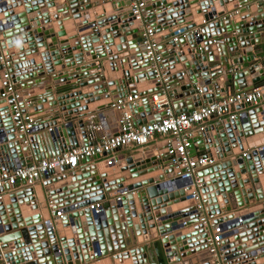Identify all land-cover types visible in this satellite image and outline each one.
<instances>
[{
  "label": "water",
  "instance_id": "95a60500",
  "mask_svg": "<svg viewBox=\"0 0 264 264\" xmlns=\"http://www.w3.org/2000/svg\"><path fill=\"white\" fill-rule=\"evenodd\" d=\"M145 1L138 19L131 0H0V95L15 86L0 98V172L28 165L29 151L40 161L122 132L112 104L131 93L143 97L132 109L139 125L164 117L152 95L166 85L182 112L264 81V0ZM148 25L166 31L156 38L158 69L144 43ZM14 94L23 114L37 106L29 131H20ZM200 134L193 143L217 162L198 164L195 177L223 226L221 264H264V104ZM167 147L114 166L98 154L80 171L51 169L43 185L1 188L0 264H216L193 179ZM178 203L186 209L175 211Z\"/></svg>",
  "mask_w": 264,
  "mask_h": 264
},
{
  "label": "built area",
  "instance_id": "2783aa9c",
  "mask_svg": "<svg viewBox=\"0 0 264 264\" xmlns=\"http://www.w3.org/2000/svg\"><path fill=\"white\" fill-rule=\"evenodd\" d=\"M133 14L138 19H145V8L147 2L145 0H131ZM156 33L153 28L148 25L145 33V41L147 52L154 61L155 69H158V62L161 60V55L158 51V43L156 42ZM7 65L9 61L2 59ZM9 77V73L5 74ZM166 80V79H165ZM15 86L10 83L8 89L1 93L0 98H6L9 94L14 92ZM170 87L166 85L161 89V92H156L152 95V108L155 111L164 113V117L160 120L148 122L146 124L137 125L134 121L133 107L142 101L140 93L129 94L128 96L119 99L112 104V107L122 113L120 123L122 125V132L111 137L104 136L96 144H87L76 147L69 152L62 155L46 158L40 161H35L24 167L17 168L11 171L0 172V189L7 185H19L20 183L28 186L34 185L42 178V175L47 174L51 169H57L61 166L68 165L71 168H76L80 161L86 157L95 155H102L105 152L114 151L120 147L128 145L144 146L158 135H170L168 141V152L172 157V162L178 166L179 162L185 166V171H180V175L193 179L194 189L191 198L200 214V223L208 233L209 250L214 253L216 264H221L224 254L221 252V244L224 240V230L220 222H218V215L208 211V199L204 198L200 189L201 183L195 177L197 165L207 167V165L214 164V159L207 155L191 156L189 148L193 143L192 128L197 126L200 131L205 128L204 122L214 116L234 120L238 118L240 112L238 108L244 104L256 105L264 96V81L255 86L251 90H232L227 89L220 99H216L211 103L202 104L192 110L177 112L173 106V98L169 92ZM202 92L201 89H199ZM18 94H14L15 116L20 117V131H29L34 123L35 118L31 114H23L20 104L17 102ZM101 125L93 126L91 138L96 133L95 130H101ZM246 154V153H244ZM125 193V192H124ZM3 193L0 192V196ZM121 198V195L118 196ZM53 204V203H52ZM90 210L94 213H100L103 210V203L101 201L89 205ZM60 217L64 216V211H59Z\"/></svg>",
  "mask_w": 264,
  "mask_h": 264
},
{
  "label": "crops",
  "instance_id": "0c3cea01",
  "mask_svg": "<svg viewBox=\"0 0 264 264\" xmlns=\"http://www.w3.org/2000/svg\"><path fill=\"white\" fill-rule=\"evenodd\" d=\"M166 35V31H162L161 33H157L156 34V37L158 38L159 36H165ZM264 56V55H263ZM263 59V57H261V58H258L257 60H262ZM122 72H124V68H122ZM124 75H125V72H124ZM125 78H126V75H125ZM228 89V88H227ZM233 90V89H232ZM203 92V91H202ZM211 92V91H210ZM132 94V93H131ZM173 94V93H172ZM201 94H203V93H201L200 91H199V93H198V97H199V100H200V98H202L201 97ZM57 95V94H56ZM223 96V94L220 96V97H218L217 99H220L221 97ZM172 98H173V102H174V97L172 96ZM187 98H185V100H186ZM138 104H141V101L138 103ZM264 104V100L262 99L258 104H256V105H249V106H240L239 108H238V112H245L246 110H249V109H252V108H255V107H259V106H261V105H263ZM36 106V105H35ZM37 107V106H36ZM36 107H33V106H31L30 108H29V111H30V114L32 113L33 114V111H34V108H36ZM142 107V106H141ZM142 109H144V107H142ZM116 111H118V110H116ZM153 111L154 112H156V113H160V112H157V111H155V109L153 108ZM258 116H259V118H261V114H259L258 113ZM43 117V116H42ZM43 118H46V116H44ZM139 118H140V116H139ZM87 120H90L91 119V117H87L86 118ZM134 119H135V122H136V115H135V113H134ZM227 118H221V117H218V116H214V117H212V118H210L209 120H207V121H205L204 122V126H205V128L206 129H209V128H211V127H215L216 125H217V123H219V122H221V121H225ZM109 120H110V122L112 121V116L109 118ZM225 129H226V127H225V125H222ZM226 131H227V129H226ZM192 132H193V137H192V139L193 138H195V137H199V135H201L200 133H202V131H200L199 129H198V127L197 126H194L193 128H192ZM226 134H227V132H226ZM95 138H97V135H95L94 137H93V139H95ZM170 138V135L168 136V135H158L156 138H154V139H152L148 144H146V145H144V146H137V145H128V146H126V147H124V148H122L121 150H119L118 152H113L112 154H107L106 156H101V159L99 160V161H101V162H103L104 160H106V161H108V163L110 164V165H112V166H114V165H116V162H118V161H120L121 159H124V158H127V157H129L130 155H131V153H133V155L135 154V153H138V152H145V151H152V152H154V150L156 149V147H157V145L158 144H162L163 142H167V139H169ZM191 146L192 147H194V148H189V153H190V155L191 156H194V157H197V156H202V155H208L207 153H206V150L205 149H201L200 148V145H198L197 143H192L191 144ZM207 146H211V144H209V143H207V142H205L204 140H203V143H202V147H207ZM168 148V147H167ZM26 155L28 156V164H30V163H33V162H35V161H37L36 159H35V157H34V155H32L31 154V151H29V152H26ZM168 155H170L169 154V152H168ZM241 155V154H240ZM217 162H214V164H216ZM211 165H213V164H211ZM211 165H207V167L208 166H211ZM80 166H77L76 168H75V171H80L79 168ZM56 171H58V172H60L61 170H60V168H57L56 169ZM44 182H46V180H44L43 178H41L40 180H38V182L36 183V185H38V186H40V184H42L43 185V183ZM18 188L17 189H21V188H23V187H28V185L27 184H24V183H20L18 186H17ZM44 188H45V186H44ZM111 194H115L114 192L113 193H111ZM175 206V208H176V210L175 211H182V210H184V209H186L185 208V206H184V204L183 203H178V204H175L174 205ZM70 244H74V240H70V242H69ZM19 245V244H18ZM210 256V255H209ZM206 258V257H205Z\"/></svg>",
  "mask_w": 264,
  "mask_h": 264
}]
</instances>
